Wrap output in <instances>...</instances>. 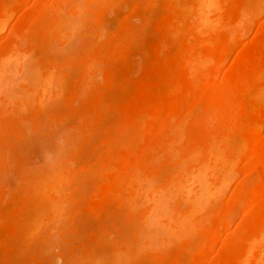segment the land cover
<instances>
[{"label":"bare ground","instance_id":"6f19581e","mask_svg":"<svg viewBox=\"0 0 264 264\" xmlns=\"http://www.w3.org/2000/svg\"><path fill=\"white\" fill-rule=\"evenodd\" d=\"M75 1L77 0H34V2H31V0H0V135L3 136V132L6 134L10 133L6 131H11V133L15 132L16 134L18 133V130L20 131V128L18 129L17 126L21 123H24L22 121H24L26 117L22 116L23 118L22 120V118L19 116L18 118L17 116L13 117L14 116L13 113L18 114L19 113L18 110L22 111L23 109H25L26 107L25 104L29 102L27 100L28 99L27 96H29L28 95L29 93L30 95L34 94L33 93L34 91L33 90L30 91L28 87L29 83H26L27 81L24 82L27 85L25 84V87H22V88L23 89L28 88L29 93L26 94L27 96H24V99L18 98L19 101H17L18 99L16 95L13 94L15 92L11 90L13 89L11 87L15 86L14 83L17 82V80L21 77L20 75L22 74L23 71H25L24 67L26 65H28V69L30 68L33 71L34 68H36L38 64L42 65V63H44L43 59H41L42 62L41 61L40 63L38 62L37 55L39 54V51H40L41 53L39 54V56L44 57V55L46 54V52L44 51L47 50L48 48H49L48 50H50L52 48V47L50 48V46H55V45H52L54 44L53 41L57 42L58 40L61 39V37L59 38L60 36L59 34L62 35V32H64V31L61 32L62 28H65L68 25V23H70L68 20H66L67 17L69 19L70 15H76L75 18H79L81 17V15H83L84 11H82L81 13L82 6L80 5L77 8L76 5L78 4L73 3ZM95 1L98 4L97 6L99 5L104 6V4H107V2L109 3L108 0H95ZM25 3H29L30 5L28 6ZM24 4L28 7L24 6L26 8L22 9L23 11L19 19H17L18 18L17 17L16 18L17 20L11 25V29L8 31V33L7 31L5 33V28L6 27L8 28L10 22L12 21L14 13L18 9H20L21 6H23ZM148 4L152 5L151 2H148ZM164 4H165L164 9L159 14L160 17H158L157 19L158 20L157 25L159 26V29L161 30L160 31L161 35L158 37L156 44H155L154 59L151 61L150 57H148L151 63H149L150 61L148 62L149 64L145 62L146 65L147 64L148 65L146 68L142 67L144 69V72L142 71L143 74L139 75L136 81H133L136 84L135 91L134 89L133 90L130 89L133 87H130L131 77H130L129 69H132L133 66L130 67L128 59H127L128 62L127 60L124 61L125 59L124 55L127 51L131 50L133 46L142 51V49L144 48V45L141 41L139 40L136 41L134 39L132 35V30H130L129 26L126 27L127 30L125 29L120 30V32L117 33L115 37L114 35L110 36L109 38L107 37L108 39L107 41L105 40L106 42L104 41L105 42L104 45L99 46V48L95 50V56H91L90 59L86 58L87 61L85 62L86 63L85 69L83 70L82 74L78 77L79 79L76 78L78 80L76 81L77 86L73 93L74 99H75L74 102L75 101L77 102L79 100L80 105H79V102L75 104L76 106H78L76 108H78L79 110H76L74 113L76 114V112L79 111L78 113L82 115L81 119L83 120V123L81 122L82 120L80 121V124L81 123L83 124V125L81 124L82 127H80L79 125V127L76 128V130L79 128H86L88 130V133H87V130H85L87 134L85 135L82 133L83 136L84 135L87 136L89 134V130H92L91 132L93 133L94 128H96V123L102 119L104 114L106 115L108 113L112 114L114 113L113 111L116 112V110L120 111L117 116H115L114 114L115 117H112L110 122H108L107 124V127H108L107 130L109 132V135L107 134V137H106L107 139L104 138L106 139L104 141L105 144H103L105 148H103L102 146L104 150L102 148H100L101 150H99V151H103V155L97 156V157H101V160L96 157L97 161L100 162V167H97L98 162H95L96 170L94 171L93 169V176L95 178L94 184L95 185L97 184V189L95 188L96 190H94V194L93 196H91L92 203H90L91 202L90 200H89L90 201L89 203L95 206L97 205V207H99L98 205L102 207L104 203L106 204L110 201H114V202L116 201V202L122 203L123 206L124 207L126 206V209L128 208L130 211L133 208H136L137 210L139 207L140 208L142 206L146 207L147 212H145L146 214L144 213V216H143L145 218H147L148 216L152 214H155V217L156 216L163 217V214H166V216L164 215L165 217L163 218L167 217L168 220L172 218L173 220V222L171 223L172 225L170 224V221L172 220H169V221L166 220L167 222L164 220L166 222L167 230L165 229L166 227H164L165 224L163 227L160 226L161 223L157 222L159 220L156 221L157 224L158 223L160 224L157 226V229L155 228L156 226L154 224H151V225H154V229H153L152 228L153 226L149 225L150 227H148V225L146 226L144 223L145 227H147L145 229H149V228H152V230L156 229L153 232L154 235L152 234L153 241L155 239L154 238L155 234L156 236L158 235L164 236L165 233H166L165 236L168 235L167 236L168 238L166 237L167 239L165 238L163 242H162V239H160L158 240L159 242L158 245L153 244V246L151 247L152 249L150 251L156 253L155 256L157 255L156 256L157 259L159 258L158 264H183L184 260L186 261L185 262L186 264H188V262L189 264H264V19L262 20V22H260L259 29L257 28L258 32H256L254 35L255 38H253L252 42L254 40L255 41L253 43L248 42V44H245V46H243L242 49L239 51L240 53H238L236 59H234V61L231 63V66L228 69L224 70V72L222 73L223 76L221 74L222 67L224 63L227 61L229 54L236 47L238 41L241 38H243L242 36L248 33L247 31L249 30V28H251V26L257 20V19L255 20V18L257 17L261 8L264 6V0H182L181 3H178V0H166ZM106 6H104V8L101 10L103 13H104L103 10L107 9L105 8ZM152 6L155 7V5H152ZM153 7H150L151 8L150 12L154 13L155 10L153 9L155 8ZM156 10H157V7H156ZM77 21L80 22L79 20ZM71 24L73 23L71 22ZM128 29L130 30V33ZM141 30H143L142 27H141ZM127 32L129 34H126ZM63 35L65 34L63 33ZM63 35H62V38H63ZM72 35H73V30H72ZM70 36L71 34L69 35V37ZM66 39L67 37L64 40L65 42H66ZM62 42L63 41H61L60 43ZM68 42L69 40L66 43ZM63 45H64V42H63ZM90 47L92 48V46ZM99 57L103 59L104 61L103 62L102 60H100V62L102 61L103 63H105V78H104L105 82L108 84V86L110 85V87L112 88V89L110 88L109 90L111 91L107 93L99 92L96 90V87H95L94 62H96L95 59ZM48 59L50 58L48 57ZM55 59H54V63L53 62L51 63L49 60H47L49 62L46 61L47 62L45 63L47 65L46 67H44L45 66L44 64L42 65L44 67V71H45V68L47 69L44 76L49 78L48 79L49 81H47L46 77H44L46 79L45 83H46V86L51 85V84L53 85V83H51V80H53L54 74L56 73L55 76L57 80L60 78L58 80L59 84L57 83V81L56 82L53 81V82L56 85L60 86L58 88L62 91L63 88L61 84L63 83L65 76H66L65 75L64 77H62V75L64 74L63 70L64 71H67V70L63 69L64 66L62 67L61 66L62 64L60 65L59 63H56ZM69 60L72 61L71 59ZM58 61L60 62V60H57V62ZM36 62H37V65H34L36 64ZM124 62L125 63L127 62L129 66L124 64ZM68 63H71V62H68ZM124 65L128 67L126 68L127 71L126 70L124 71L126 73L124 75L120 74V75H123V77L121 78L117 77L115 75L116 73L115 70L119 67H124ZM102 66L104 65L102 64ZM53 69L56 70V72L55 73L51 72V73H54L51 75L50 71H52ZM33 73L34 71L32 72V74ZM79 73H77V75ZM21 80H24V79L22 78ZM43 80L44 79H42V83L45 84ZM11 84L12 85L14 84V85L11 86ZM43 86L41 87V84L39 86V88L40 87L42 88L41 89L42 91L45 90L44 93L42 91H41L42 94L39 93L41 94V96L39 95L40 98L43 96V94L46 95L48 90H52L50 89L49 86H48L49 87L48 89L47 87L44 89L45 86L44 87ZM10 90L13 93H11ZM54 91L52 92L49 91V93L51 92L53 94H51L52 96H49L51 97V99L47 103L49 102L52 103L53 102L52 99L56 100L59 98V96H61L60 91H57V92H54ZM9 92L11 93V95H13L12 98ZM49 93L48 95H50ZM18 94L17 96L19 97L21 94L20 95ZM14 96L17 100H14ZM43 97H46V96H43ZM34 99L35 98L33 97L32 100ZM24 100H27L28 102L26 101L24 102ZM32 100L30 102L33 103L34 101ZM37 101H38L37 104L43 103V101L41 103V100L40 102L39 100ZM30 102L28 103V105L30 104ZM81 103L85 104L84 106H82L83 109L81 107L82 105ZM37 106L39 107V105ZM43 107L44 105H42V108ZM86 107H89L88 109H90L91 107L93 110L92 113L89 112V110H87ZM42 108L40 110H43ZM27 111L31 112L30 110H27ZM38 112L39 113L41 112L42 114V111L38 110ZM22 113L23 114L19 113L18 115L27 114L26 109L24 110V112L22 111ZM39 113H36L37 116H40ZM36 114H33V116H36ZM38 118L39 117H37L34 120L37 127H39L35 129L37 133H38V129L40 131V125H42L41 127L44 126L43 124H40V122L43 120L41 119L43 118L42 115L40 117L41 119L40 122L37 121V120H40ZM46 120L44 122H46ZM36 122H38L39 125ZM49 122H50V119H49ZM45 126H48V125H45ZM21 129L23 130V128ZM41 129H44V127ZM22 130L20 132V136L21 134H23ZM77 131L78 132L74 131L75 132L74 133L70 128L68 132L69 134L74 133L75 135L76 133L77 134L80 133L79 130ZM65 134H67V132ZM69 134L67 135V139L65 138L67 142L65 143V140H62L64 144H62L63 146L61 147V139H60V142H59L60 144H58V146L60 147L57 146L58 148L55 149V151L57 152L56 155L58 154V152H61V154L63 155L61 154L59 155H61L65 159L62 158L61 156H55L54 154H52L51 155L52 157L50 156L49 160H51L54 157L55 159L53 162L55 163L57 160L58 161L55 164L53 163L54 165H52V161H46V162H49L48 165L51 164V166L49 167H45L47 163L45 164V166L42 167V165L40 164L41 161H37L39 162L38 164H40L41 167H39L40 165L38 166V164H36V167L38 168L35 167L36 172L33 174L34 175L33 177H35L36 174L38 175H36L35 181H32L30 179L28 181L29 183L27 184V186L25 185L28 188H26L25 186L24 187L20 186L21 188L20 187L18 188V191L20 190L19 192L22 191L20 193V196L17 195L15 191L16 194L14 195L18 198L17 199L18 201L20 197V201L23 202L22 203L23 205L19 209H15V207H13L14 212L12 213V216L14 217L12 219L15 218L16 220L17 218V220L19 221L18 218H21V221H26L24 222V224L26 223V225L27 224L30 225L32 223V226L31 227L29 226L30 228L28 227L29 230H25V231L23 228H25L26 225L23 228L22 226L21 227L19 226L21 229H23L22 231L24 233L22 232L23 235L21 234V236H19V237H22V240H23V241L21 240L22 243L18 244V242L20 241V238L19 240L17 239L18 242L17 241L16 242L18 245L23 244V242H27L24 245H28L29 247V243L32 242V240L30 239L34 237L33 236L34 233H35V236H38L39 232L37 235L36 233L39 230L38 227H40V224L42 225L41 218H42L43 212L45 215V212L48 210V212L46 213V214L48 213L50 214V215L49 214L47 215V216H50L48 221L49 222H51L50 220L54 221L50 224L52 225V227L50 228V230L48 229L49 232L54 230V228L56 230L55 232H57L58 231L57 229L58 228L60 229L59 226H61L63 223L61 221L64 220V218L69 214L68 213L69 204L64 206L65 202L64 204H62L64 200L62 198L65 197V199H67L65 201H69V199L66 198V195L64 196V192L62 195V191H66L64 187H65V184H67L68 180H70L69 178L77 174L74 175V173L72 172L71 170L72 166L71 167L69 166L70 169L67 168L68 165L66 164H68L69 162L65 161L66 159H69L70 161L71 160L70 157H72L71 156L72 154L74 155L75 151L72 150L74 153L71 151L70 154L71 153L72 154L71 155L69 154L70 157H68L69 155L67 154V152L66 153L64 152V149H66L65 145L67 144L69 145V143L71 144L74 141L75 142L79 141L78 138L73 137V134H71V136H69ZM17 135H19V133ZM73 138L76 140L72 141ZM82 140L83 139H81V141ZM85 140H84V143L82 141L81 145L79 144V146L83 147L82 145L86 144ZM241 142L248 143L249 148H250V152L248 153V160H247L248 162L246 161L245 166H244L245 172L247 173V175H249L251 174V172L256 171L257 174L254 177L255 179H253V181L251 182L249 180L248 181L249 183L246 182L247 179L245 180L243 179L238 186L239 188H237L238 190H236L235 193H233L231 197L227 198V201H228L227 203L223 205L221 204L220 206V203L223 202L222 201L217 204L220 207V212L216 210V212H218L216 216L214 218L212 217V219L209 218L210 220H209L208 225L205 223L207 226L205 227V232L209 235L210 243L208 244V242L205 241L207 244L196 247L193 245V242H194L193 238H191L193 242L191 240H188L190 239V235H191L190 233L196 231V230H193L192 228V227H195L194 224L192 227H190L191 224L190 226L186 225V223L189 224L191 220L189 221L187 217H182L180 215L179 216L173 215V216H176L175 218H173L172 215L169 217L167 216L169 215L167 214L168 212L167 210L170 208V206H172L171 203L175 196V189H174L175 184L178 180H181L180 176H182L183 178L185 177L187 178V176H190L188 177L190 178V180H187L185 184L187 182L192 181L191 176H193L195 172H193L194 173L193 174L190 171L193 169V167L196 166V168H198L199 173L197 171L196 172L201 177L200 178L201 185H198V187L199 186L201 187L199 188L197 187L198 189L201 188L200 190L203 192L201 194V191L199 190V193L201 196L206 193L207 189L210 187L209 185L212 184V183L208 184V179L205 178L206 172L208 170H210L209 174L213 177V180H215L216 182L217 187L216 185L214 187H216V189L221 188L227 182L228 172L232 171V168L235 165L233 156L236 152H238V149L241 146ZM26 143H28V141ZM71 146H74V144H71ZM28 147H30V145ZM61 148H64L63 151ZM55 151L53 152L55 153ZM15 152L13 150L12 154H14ZM1 153L3 152L1 151ZM64 153L65 155L66 154L67 155L65 156ZM5 154L8 155L9 152L8 154L7 153ZM40 154L42 158L43 156L42 152ZM75 155L78 156L77 154ZM9 156L10 154L8 155V157ZM75 158L76 157L74 156V159ZM10 159H12V157ZM13 159H12V163L14 162ZM17 159H15L18 162L17 164L25 162V161L27 162L28 160L27 158L26 160L25 158H23L22 160V156H20V158L18 157ZM59 159L63 160L64 162L59 161ZM32 160H31V163H32ZM35 160L33 162H35ZM78 160L79 158L77 159V162ZM26 162L25 164H27V166L29 167L30 162L29 163H26ZM42 162H44V160ZM25 164L23 165L22 163L21 166H18V165L17 166L20 169L22 165L26 166ZM190 164L194 166H190L191 170L188 171L189 169L187 168L186 170V167ZM38 169L43 172L40 173ZM11 170L13 171V169ZM176 175H178L179 179L173 180ZM31 181L32 183L30 184ZM162 181L165 184H167V186H165L164 188H162V185H161ZM196 183L199 184L198 181ZM16 185H17V182H16ZM182 187H184L183 184H182ZM211 187H213V185H211ZM201 196L199 197L200 199H201ZM212 200H216V199L214 198ZM212 200L210 202H212ZM14 203L16 204V202ZM212 204L213 202L211 203V206ZM217 205L214 206L215 209L217 208ZM204 206L202 207L200 206L201 209L203 208L204 210L205 208ZM211 206L209 203V206L207 205L206 207L208 209V207H211ZM29 207L31 208L28 209ZM124 207H121V208L124 209ZM200 207L197 204H196V207L193 206V204L192 206L190 205L189 211H187V214L184 213L186 214L184 216H187L188 213L190 215L191 213L194 215V213L199 212L200 215L195 214L196 217H194L193 219L194 223L196 224L197 220H202V213L205 211V210L204 211L201 210ZM207 209L206 211H208ZM237 210L241 211L242 215L240 214L241 216L239 218L241 219L238 221L237 227L236 225H234L235 228L232 227L233 228L232 230V228L230 229V227L232 226L231 223L232 222L234 223V221L232 220L235 218L234 215L236 216ZM65 211H67L68 214ZM201 211L203 212L201 213ZM133 212L134 211H132L131 214H133ZM234 212L236 213L233 216H231L230 214L231 213L233 214ZM30 213L31 215L34 213L37 215L36 216L34 215V217L32 215L31 217ZM123 213L125 214V212ZM169 213H171V211ZM29 215L31 217V220L30 218H28ZM40 216L41 218H39ZM133 216L134 214L132 215V217ZM132 217L130 216V219ZM231 217H232V220H231ZM185 218L187 219L186 222H184ZM147 219L149 220V218ZM152 219L151 221L155 222ZM28 220L32 222L30 221L28 222ZM65 220L64 222H66ZM33 221H34V225H33ZM43 222L46 223V221L44 220ZM140 222L141 221H139L138 224ZM141 223L143 225V222ZM148 223L146 222V224ZM11 225H12L11 226L12 230L16 229V227L18 226L16 224L17 226L15 227V224L13 225V223ZM159 226L162 228H160ZM184 226H186L185 227L186 229H183ZM19 227H17V230L19 229ZM139 227H142V226H139ZM158 228L162 230L158 232L160 233L162 232L164 234L162 233L157 234L156 231L158 230ZM191 228H192V231L191 230L188 231ZM21 229L19 230L21 231ZM45 229L43 230L40 229L39 231L41 232L42 230L43 232L44 231L47 232V230ZM221 229L223 230V232L225 230L228 231L226 233L227 236L225 235V233L222 234ZM17 230H16V234L18 233L20 234L21 232L18 231L17 233ZM101 230H98V231H100L102 235L100 234L101 236H98L99 234H97L96 237L104 238L103 240L104 241L106 240L108 243V240H110V238L108 239L106 237L108 235L106 236L103 235V231ZM150 230L151 229H149V231ZM168 231H170V233H168ZM187 231L190 232L188 233L190 234L189 237H188ZM132 232H126L125 235L128 233L131 234ZM51 233L49 234L45 233L47 235H44L45 237L42 236V239L45 238L44 240L47 241V239H50V237L52 238L53 235L51 236L50 235ZM180 234L181 235L184 234V236L185 234H187L186 236L188 238L186 237L185 239H183L184 236H177ZM94 235L93 237H95ZM148 235H145V236H147L148 238ZM138 236L140 235L138 234ZM141 236H144V235L141 234ZM163 236H161V238ZM173 237L175 241L176 239L179 240L180 237H182L181 241L182 240L183 241L182 242L177 241L175 243L177 244L178 242H180L181 244L176 245V248H178L177 249L178 252L171 255L172 252L170 251V248L168 245L169 243H171L169 241L173 240L171 239ZM144 238H142L139 243L136 241L139 245L138 248L139 247L141 248V250H138L136 249L137 245L134 249V244L132 243V241H130L132 237H128L129 241L133 244V248L131 246L133 250L129 251L127 247L128 244H126L127 246H124V247L122 245L124 244V242L126 243H130V242L126 239V237L122 236L121 240L117 244L118 246H120L121 244L122 245L120 246V249L119 247L117 248L118 251L115 250L118 254H116L115 252L116 255L115 257H113V259H119V263L121 260L124 262L125 261L127 262V261H130V259H136L138 256L137 254L140 251H143L144 249H146L147 245H151V243L153 242V241H150L151 242L150 243L149 241H147L148 244L146 245V247L142 249L143 246L141 247L140 244H143L141 242ZM150 238L151 237H149L148 239ZM36 239L37 238H35V240ZM97 240L99 242V239ZM103 240L100 239V241H103ZM51 241L52 240L50 241L48 240V242H51ZM94 241H96V238L94 239ZM219 241H222L221 242L222 244L220 246H217L218 248H216V243H218ZM103 242H101V245H100L101 247H102ZM109 242L111 243V240ZM155 242L156 241H154V243ZM96 243L97 242H95V244ZM99 244L100 243H98L97 245ZM145 244L146 242L144 243V246ZM18 245H17V249H18ZM24 245L19 246V247L22 249ZM121 247L123 248L121 249ZM94 249L97 250L96 248ZM22 250L23 251L25 250L24 247ZM22 250H20V253ZM101 250H100V255H99L100 256L99 258L101 260L99 259V262L100 263L102 262V264H105L107 262L105 260H108L109 258L103 259L101 257ZM190 250H192V252H189L188 254L187 252ZM92 251H93V247H92ZM17 253H19L18 250H17ZM96 253L98 254L97 251ZM105 254L106 253H103V255ZM182 254L186 256L190 255V259L188 260V258L186 257V259L183 260ZM118 255L123 257V259L121 257L117 258ZM34 256L36 255L34 254ZM88 257H89V254H88ZM102 259L105 263H103ZM114 261L112 260V262Z\"/></svg>","mask_w":264,"mask_h":264},{"label":"rangeland","instance_id":"374dc122","mask_svg":"<svg viewBox=\"0 0 264 264\" xmlns=\"http://www.w3.org/2000/svg\"><path fill=\"white\" fill-rule=\"evenodd\" d=\"M109 1V3L107 2V4H104V6H106L105 8H107V9H105V10H103L104 11V13L101 11L103 8H104V6H97L98 4L96 3V1L95 0H77V1H75V2H73V3H76V4H78V5H76L77 6V8L81 5L82 7V10H81V13H82V11H84V13H83V15H81V17H79V18H75L76 17V15H70V18L68 19V17H67V19L66 20H68L70 23H68V25L65 27V28H62V30H61V32L62 31H64V32H62V35H63V33L66 35H63V38H62V35L61 34H59L60 36H59V38L61 37V39L60 40H58L57 42L56 41H53L54 42V44H52V45H55V46H50V50H45L44 52H46V54H47V56H46V54L44 55V57L43 56H39V54L41 53L40 51H39V54L38 53H36V54H38L37 55V60H38V62L40 63V61H41V59H43L44 61V63H42V65L44 64L45 66L44 67H46L47 65L45 64V63H47V62H53L54 63V59H55V62L56 63H59L62 67H63V69H66L67 71H64L63 70V75H62V77H64L65 75V79H64V81H63V83L61 84L62 85V91L58 88V87H60V86H58V85H56L53 81H57V83L59 84V79L57 80V78H56V76H55V72H56V70H52V71H50V73L51 72H54V73H51V75L52 74H54V78H53V80H51V78H50V80H51V83H53V85L51 84V85H48L49 87H50V89H52V90H48V92H47V94L46 95H44L43 94V96H46V97H41L40 98V96H41V94H42V92L44 93V89L47 87V89L49 88L48 86H46V79H47V81H49L48 79L49 78H47L46 76H44V74H45V72H46V68H45V71H44V67L41 65V64H38L37 65V62H36V64H34V65H37V67L36 68H34V73H36V74H32V70L29 68L28 69V65H26L27 66V68H26V66L24 67V70L25 71H23L22 72V74L20 75L21 77L17 80V82H15L14 84H15V86L14 87H11V88H13V89H11L12 91H14L15 93H13V92H11V90H10V92L11 93H13L14 95H16V97H17V99L19 98V99H24V96H27L26 94H28L29 92V89H30V91L31 90H33L34 92V94H32V95H30V93L28 94L29 96H27L28 97V101L30 102L32 99H33V97L35 98L34 100H32V101H34L33 103L32 102H30V104L28 105V101L27 100H24V102L26 101V102H28V103H26L25 104V106L26 107H28V108H26L25 107V109H26V113L27 114H25V115H18L19 113L20 114H23L22 113V111L24 112V110L25 109H23L22 111L21 110H18L19 111V113L18 114H15V113H13V117H15V116H17V118H18V116L19 117H21L22 118V116L23 117H26L25 118V120L24 121H22L23 120V118H22V122H24V123H21V124H17L18 126H17V128L19 129L20 128V131L18 130V133H19V135H17L15 132H12L11 133V131H6V132H10V133H4L3 132V136L2 135H0V150L3 152V153H1V151H0V264H102V262L100 263L99 262V255H100V250H101V257L103 258V259H107V258H109L108 260H105V261H107L106 263L103 261V259H102V261H103V263H105V264H116L117 263V261H118V263L117 264H121L122 262V264H124L125 262L124 261H120V263H119V259H113V257H115V255L116 254H118L116 251H118V247H119V249H120V246L122 245H120V246H118L117 244L119 243V241L121 240V238H122V236L123 237H126V239L129 241V239H128V237H132V239L130 240V241H132V243L134 244V249H135V247H136V245H137V248L136 249H138V250H141V248L139 247L138 248V243L141 241V239L142 238H144V236L145 235H148V234H150V235H154V231L157 229V226L158 225H160L159 223H161V225L160 226H164V224H165V226L164 227H166V222L167 221H169V220H172V218L171 219H169L168 220V218L166 217V218H163V217H165L166 216V214H163V217H155V214H152V215H150V216H148L147 218H149V220L147 219V218H145V217H143L144 216V213L145 212H147V208L146 207H139L137 210H136V208H133L131 211L127 208L126 209V206L124 207L123 206V204L122 203H120V202H114V201H110V202H108V203H104V205L102 206V207H100V205H98L99 207H97V205L95 206V205H92V204H90V203H92V198H91V196H93V194H94V190H96L97 189V184L95 185L94 183H95V178H94V176H93V169H94V171L96 170V165H95V162H98L97 161V158H99L100 160H101V157H97V156H101V155H103V151H99V150H101L100 148H102V146H103V148H105V146L103 145V144H105L104 143V141L107 139L106 137H107V134L109 135V132H108V130H107V124H108V122H110V120L112 119V117H115V116H117L118 114H119V110H116V112L115 111H113L114 113H112V114H104V116L102 117V119L99 121V122H97L96 123V128H94V131H93V133L91 132L92 130H89V134L87 135V136H85L87 133H88V130L86 129V128H79V129H77V130H79V132L80 133H76L75 135L77 136H75L74 135V133L75 132H78L77 130H76V128H78L79 127V125H80V127H82V123H83V120L81 119L82 118V115H80L78 112H76V114L74 113L76 110H79L78 108H76V107H78V106H76L75 104L77 103V102H79V100L76 102H74V90H75V88H76V86H77V80L79 79L78 77L82 74V72H83V70L85 69V66H86V61H87V59L86 58H91V56H95V50L97 49V48H99V46H103L104 45V43L107 41V39L110 37V36H112V35H114V37H115V35L117 34V33H119L120 32V30H123V29H125V30H127L126 29V27L127 26H129L130 27V30H132V35H133V37H134V39L137 41V40H139V41H141L142 43H143V45H144V48L142 49V51L141 50H139V49H137V48H135L134 46H133V48H131V50H129V51H127L126 53H125V55H127V56H125L124 55V61H126L127 59L129 60V65H130V67H132V69H129V71H130V77H131V84H130V87H133V88H130L131 90H133L134 89V91L136 90V84H135V82H133V81H136L137 79H138V77H139V75H141V74H143V72H144V67L146 68L147 67V65L149 64V63H151V61L154 59V49H155V44H156V41H157V39H158V37L161 35V30L159 29V26L157 25L158 24V17H160L159 16V14L163 11V9H164V3L166 2V0H108ZM131 1V2H130ZM154 1V2H153ZM162 1V2H161ZM181 1L182 0H178V3H181ZM31 2H34V0H31ZM31 2H30V4H31ZM78 2V3H77ZM80 2V3H79ZM111 2V3H110ZM114 2V3H113ZM148 2H151V4L152 5H155V7H153L152 5H149L148 4ZM116 3V4H115ZM147 3V4H146ZM154 3V4H153ZM156 3V4H155ZM25 4H27L28 6L30 5L29 3H25ZM23 5V6H21V8L20 9H18L15 13H14V15H13V18H12V21L10 22V24H9V26H8V28L6 27L5 28V33H6V31H7V33H8V31L11 29V25L17 20V19H19V17H20V15H21V13H22V9H24V8H26V7H28V6H26V5ZM91 4V5H90ZM162 4V5H161ZM73 5H75V4H73ZM85 6V8H84V6ZM87 5V6H86ZM89 5V6H88ZM96 7H95V6ZM109 5V6H108ZM113 5V6H112ZM144 5H145V7H144ZM149 5V6H148ZM24 6H26V7H24ZM130 6V7H129ZM159 6V7H158ZM97 7H98V9H97ZM115 7V8H114ZM121 7V8H120ZM150 7H153V8H155V9H153V10H155V12L153 13V12H150L151 11V8ZM156 7H157V10H156ZM137 8V9H136ZM84 9V10H83ZM123 9V10H122ZM150 9V10H149ZM149 11V12H148ZM106 13V14H105ZM87 14V15H86ZM154 14V15H153ZM79 15V14H78ZM85 15V16H84ZM103 15V16H102ZM83 16V17H82ZM93 16V17H92ZM263 18H262V17ZM18 17V18H17ZM78 17V16H77ZM154 17H156V18H154ZM17 18V19H16ZM105 19V20H104ZM131 19V20H130ZM257 19V20H256ZM264 19V6L261 8V10L259 11V13H258V15H257V17L255 18V22H254V24L251 26V28H249V30L247 31L248 33L245 35L244 34V36H242L243 38H241L239 41H238V43H237V45H236V47L233 49V51L229 54V56H228V58H227V61L224 63V65H223V67H222V72H221V74L224 72V70H226V69H228L230 66H231V63L234 61V59H236V57H237V55H238V53H240L239 51L242 49V47L243 46H245V44H248V42L249 43H253L252 42V40H253V38H255L254 37V35H255V33L256 32H258V29H259V24H260V22H262V20ZM77 20H79L80 22H78ZM85 20V21H84ZM114 20V21H113ZM124 20H125V22H124ZM84 21V22H83ZM71 22L73 23V24H71ZM110 22V23H109ZM77 25H76V24ZM125 23V24H124ZM128 23V24H127ZM75 24V25H74ZM117 24V25H116ZM64 25H65V23H64ZM63 25V26H64ZM74 27H73V26ZM84 25V26H83ZM124 26H125V28H124ZM77 27V28H76ZM102 27V28H101ZM118 27V28H117ZM128 27V28H129ZM141 27H142V29L143 30H141ZM120 28V29H119ZM134 28V29H133ZM258 28V29H257ZM110 29V30H109ZM118 29V30H117ZM256 29H257V31H256ZM72 30H73V35H72ZM130 30L128 29V31H129V33H130ZM135 30H136V32H135ZM71 31V32H70ZM78 31V32H77ZM142 31V32H141ZM146 31V32H145ZM71 34V36L69 37V33ZM93 32H94V34H93ZM104 32V33H103ZM116 32V33H115ZM144 32V33H143ZM76 33V34H75ZM101 33H102V35H101ZM128 32L126 33V34H129ZM150 33V34H149ZM147 34H149V35H147ZM155 34H157V35H155ZM99 35H100V37H99ZM74 36V37H73ZM91 36H93V37H91ZM67 37V39H66V42L69 40V42L68 43H66L64 40H65V38ZM73 37V38H72ZM104 37H105V39H104ZM108 37V38H107ZM245 37V38H244ZM250 37V38H249ZM243 39V40H242ZM248 39V40H247ZM97 40V41H96ZM106 40V41H105ZM134 40V41H135ZM61 41H63L64 42V45H63V42L62 43H60ZM96 41V42H95ZM105 41V42H104ZM251 41V42H250ZM56 43H57V45H56ZM94 43V44H93ZM101 44V45H100ZM153 44V45H152ZM66 45V46H65ZM89 45V46H88ZM94 45H96V46H94ZM61 47V48H59V47ZM62 46H63V48H62ZM90 46H92V48L90 47ZM69 47V48H68ZM53 48H55V49H53ZM95 48V49H94ZM58 49V50H57ZM91 49H92V51H91ZM89 52H88V51ZM49 51V52H48ZM57 51V52H56ZM131 51V52H130ZM38 52V51H37ZM59 55H58V54ZM65 54V55H64ZM72 55V56H71ZM129 55V56H128ZM87 56V57H86ZM146 56V57H145ZM152 56H153V58H152ZM48 57L50 58V59H48ZM127 57V58H126ZM148 57H150V60H149V58ZM65 58V59H64ZM100 58V57H99ZM99 58H97V59H95V61L96 62H94V78H95V87H96V90L97 91H99V92H110L111 90H109L111 87H110V85L108 86V84L105 82V63H103L104 61H103V59H99ZM146 58H147V60H146ZM36 59V58H35ZM52 59V60H51ZM69 59H71L72 61H70ZM88 59V60H89ZM36 60V61H37ZM47 60H49V61H47ZM57 60H60V62L58 61L57 62ZM100 60H102L101 62H100ZM128 60H127V62H128ZM47 61V62H46ZM66 61V62H65ZM97 61H98V63H97ZM130 61H131V63H130ZM150 61V62H149ZM33 62V61H32ZM42 62V61H41ZM68 62H71V63H68ZM125 63L124 62V64H126V65H128V63ZM145 62H149L147 65H146V63ZM97 63V64H96ZM138 63V64H137ZM143 63H145V64H143ZM58 64V65H59ZM71 64V65H70ZM83 64V65H82ZM101 66H100V65ZM102 64L104 65V66H102ZM131 64H133V65H131ZM67 65V66H66ZM70 65V66H69ZM128 65V66H129ZM145 65V66H144ZM227 65V66H226ZM65 66H66V68H65ZM69 66V67H68ZM72 66V67H71ZM78 66V67H77ZM84 66V67H83ZM102 67V68H101ZM129 67V68H130ZM143 67V68H142ZM225 67V68H224ZM68 68V69H67ZM126 68H128L127 66H125L124 65V67H119V68H117L116 70H115V75L117 76V77H123V75L126 73V72H124L125 70H126ZM33 69V68H32ZM99 69H101V70H99ZM143 69V70H142ZM31 70V71H30ZM42 70V71H41ZM123 70V71H122ZM141 70V71H140ZM30 71V72H29ZM80 73H79V72ZM127 71V70H126ZM143 71V72H142ZM67 72V73H66ZM27 73V74H26ZM77 73H79L78 75H77ZM32 74V75H31ZM120 74H123V75H120ZM50 75V74H49ZM67 75H68V77H67ZM48 76V75H47ZM222 76H223V74H222ZM32 77V78H31ZM37 77V78H36ZM44 77H46V79L44 78ZM49 77V76H48ZM51 77V76H50ZM24 79V80H21V79ZM76 78H78V79H76ZM42 79H44L43 80V82L45 83V84H43L42 83ZM13 80V79H12ZM37 80V81H36ZM19 81V82H18ZM23 81V82H22ZM27 81V82H26ZM67 81V82H66ZM24 82H26V83H29L28 84V87H29V89L28 88H22V87H25V84L26 83H24ZM33 82V83H32ZM32 83V84H31ZM13 84V85H14ZM38 84V85H37ZM40 84H41V87L43 86L44 87V91H42L41 89V87L39 88V86H40ZM48 84V83H47ZM49 84H50V82H49ZM107 84V85H106ZM12 84H11V86H13ZM27 85V84H26ZM55 85V86H54ZM134 85V86H133ZM34 86V87H33ZM36 86V87H35ZM27 87V86H26ZM32 88H34V89H32ZM105 88V89H104ZM55 91H54V90ZM58 89V90H57ZM105 91H104V90ZM112 89V88H111ZM114 89H116V88H114ZM21 90V91H20ZM42 91V92H41ZM49 91H54V92H57V91H60V93H61V96H59V100L58 99H56V100H58V101H56L55 99H52L53 100V102L52 103H47L48 101H50V99H51V97H49V96H52L51 94H53V93H49ZM115 91V90H114ZM9 92V94H10V96H11V98H12V96L13 95H11V93ZM20 93V94H18V93ZM133 92V91H132ZM39 93H41V94H39ZM48 93L50 94V95H48ZM17 94L18 95H20L19 97L17 96ZM22 95H23V97H22ZM40 95V96H39ZM48 96V97H47ZM32 97V98H31ZM84 97V96H83ZM26 98V97H25ZM31 98V99H30ZM45 98H47V99H45ZM53 98V97H52ZM16 98H15V96H14V100H17ZM19 99L17 100V101H19ZM37 100H39V102H40V100H41V103H42V101H43V103L42 104H37L38 103V101ZM16 101V102H17ZM22 101V100H21ZM44 102H45V104H44ZM82 105H81V107L82 106H84L85 104H83V103H81ZM37 105H39V107L37 106ZM41 105V106H40ZM42 105H44V107L42 108ZM75 105V106H74ZM79 105H80V102H79ZM31 109H30V108ZM38 109H37V108ZM43 109V110H40L41 108ZM76 108V109H75ZM89 107H86V109L87 110H89V112H91L92 113V108L90 107V109H88ZM53 109V110H52ZM82 109H83V107H82ZM81 109V110H82ZM27 110H30L31 112H28ZM37 112H36V111ZM38 110L39 111H42V114H41V112L39 113L38 112ZM39 113L40 114V116H37V114L36 113ZM70 112V113H69ZM78 113V114H77ZM33 114H36V116L37 117H39L38 119H40V117H41V115H42V117L43 118H41V119H43L42 121H41V119L40 120H37V121H41L40 122V124H43L44 126V129H41V128H43V127H41L42 125H40V131H39V129H38V133L36 132V130L35 129H37V128H39V127H37V125L35 124V122H34V120L37 118L36 116H33ZM43 114H44V116H43ZM114 114H115V116H114ZM30 115H32V116H30ZM12 116V115H11ZM28 116V117H27ZM48 116H50V117H48ZM34 117H36V118H34ZM46 117H48V118H46ZM66 117V118H65ZM16 118V119H17ZM105 118V119H104ZM47 119V120H46ZM49 119H50V122H49ZM46 120V122H44ZM82 120V121H81ZM80 121L82 122L81 124H80ZM17 122V121H16ZM18 122H19V120H18ZM52 122V123H51ZM37 124H38V122H36ZM57 123V124H56ZM76 124V125H74V124ZM22 124H24V125H22ZM35 127H34V126ZM39 125V124H38ZM45 125H48V126H45ZM56 125V126H55ZM64 125V126H63ZM16 126V125H15ZM22 126V127H21ZM51 126V127H50ZM75 126V127H74ZM24 127H25V129H24ZM55 127V128H54ZM74 127V128H73ZM21 128H23V130H24V132H23V130L21 129ZM50 128V129H49ZM70 128H71V130L74 132V133H71V134H73V137L74 138H78L79 139V141H77V142H75L74 140H76V139H74L73 138V140L72 141H74L73 143H71V144H74V146H71V144L69 143V145H68V147H67V145H65L66 146V149H67V151H66V149H64L65 148V146H64V148H61L62 149V151H63V149H64V152L66 153L67 152V154L69 155L70 154V152L73 150V151H75V153H74V155L72 154H70L72 157H70V155L68 156V157H70V159L72 160H70L69 161V159H66L65 161H68L67 163L68 164H66V165H68V167L67 168H69L70 169V167H71V170H72V172L74 173V175L75 174H77V175H75V176H73V177H70L69 179L70 180H68V182H67V184H65V190L66 191H62V195H63V192H64V196L66 195V198H68L69 199V201H65V200H67V199H65V197L64 198H62V199H64L63 200V202H62V204H64V202H65V204H64V206L65 205H68V213H67V211H65L68 215V217L66 218H64V220L65 219H67V220H65L66 222H64V220H62L61 222H63L62 223V225L61 226H59L60 227V229L58 228V226H57V232H55L56 230H55V228H54V230H52V231H50L49 232V230H50V228L52 227V225H50L52 222H54L53 220H50L51 222H49L48 221V219H49V217L50 216H47L48 214H46L47 212H48V210L45 212V215H44V212H43V215H42V218H41V216L39 217V218H41L42 219V225L40 224V227H38L39 228V230L40 229H45V230H47V232L46 231H42L41 230V232L38 230L37 231V233H36V235L38 234V232H39V234H38V236H35V233H34V237H32V239H30V240H32V242H30L29 243V247H28V245H24V244H26L27 242H23V244H21V245H18V244H20V243H22V237H19V236H21V234H22V230L24 229V231L25 230H29V228L32 226V223L29 225V224H27L26 225V223L24 224V222H26V221H21V218H18L19 219V221L21 222H19L18 220H17V218H16V220L20 223H18L16 220H15V218L14 219H12L14 216H12V213L14 212V208L13 207H15V209H19V208H21L22 207V203L23 202H21L20 201V193L22 192H19L18 191V188L20 187V186H22V187H24L25 185L27 186V184L29 183L28 181L31 179L32 181H35V179H36V175H38V174H36L35 175V177H33L34 175V173L36 172V170H35V167H36V164H38L39 162H37V161H41L40 162V164L42 165V167L43 166H45V164L47 163V165L45 166V167H49V166H51V164L50 165H48L49 164V162H46V161H52V165H54L55 163L53 162L54 161V157L51 159V160H49L50 159V156L52 155V154H54L55 156H61V155H63V154H61V152H58V154L56 155V151H55V149L56 148H58V147H60V146H58V144H60L59 142H60V139H61V147L63 146L62 144H64L63 142H62V140H65V143L67 142V135L69 134V130H70ZM64 129V130H63ZM74 129V130H73ZM21 130H22V133L23 134H21V136H20V132H21ZM34 130V131H33ZM60 130V131H59ZM84 130V131H83ZM85 130H87V133H86V131ZM49 131V132H48ZM17 132V131H16ZM28 132V133H27ZM33 132V133H32ZM41 132V133H40ZM47 132V133H46ZM67 132V134H65ZM71 132V131H70ZM91 132V133H90ZM32 133V134H31ZM58 133V134H57ZM85 134L84 136H83V134ZM31 134V135H30ZM35 134V135H34ZM38 134V135H37ZM71 134H69V136H71ZM24 135H25V137H24ZM63 137H62V136ZM8 136V137H7ZM62 137V138H60V137ZM83 136V137H82ZM40 137V138H39ZM82 137V138H81ZM85 137H87V138H85ZM48 138V139H47ZM54 138V139H53ZM66 138V139H65ZM69 138V137H68ZM90 138V139H89ZM94 140H93V139ZM104 138H106V139H104ZM71 139V138H70ZM77 139V140H78ZM81 139H83L82 141H83V143H84V140H85V142H86V144L85 145H82L83 147H81V146H79V144L81 145V143H82V141H81ZM88 139V140H87ZM92 139V140H91ZM22 140V141H21ZM33 140V141H32ZM41 140V141H40ZM11 141V142H10ZM28 141V143H26ZM56 141V142H55ZM57 141H58V143H57ZM71 141V140H70ZM71 141V142H72ZM51 142V143H50ZM53 142V143H52ZM96 144H95V143ZM21 143V144H20ZM77 143V144H76ZM90 143V144H89ZM14 144H16V145H14ZM25 144V145H24ZM54 144V145H53ZM30 145V147L32 148H30V147H28ZM34 145V146H33ZM91 145V146H90ZM16 146V147H15ZM58 146V147H57ZM7 147V148H6ZM9 147V148H8ZM46 149H45V148ZM79 147V148H78ZM11 148V149H10ZM13 148V149H12ZM102 148V149H103ZM60 149V148H59ZM11 150V151H10ZM13 150H14V154H12L13 153ZM21 150V151H20ZM27 150V151H26ZM91 150V151H90ZM94 150V151H93ZM104 150V149H103ZM32 151V152H31ZM40 151V152H39ZM52 151V152H51ZM53 151H55V153L53 152ZM57 151H59V150H57ZM61 151V150H60ZM8 152H9V154H10V156L12 157V159L13 158H15V157H19L20 158V156H22V160H23V158H25V160H26V158L28 159L27 160V162L26 163H29L28 165H29V167L27 166V164H25V162H22L23 163V165L25 164L26 166H23L22 165V167H20V169L18 168V166H21V164L22 163H19V164H17L18 162H17V158H15V159H17V160H15V159H13V163H12V159H10L11 157L9 156L8 157ZM26 154H25V153ZM42 152V158H41V153ZM69 152V153H68ZM80 153V154H78V153ZM250 152V148H249V145H248V143H246V142H241V146L239 147V149H238V152H236L235 154H234V156H233V158H234V161H235V165H234V167L232 168V171H230V172H228V179H227V182L221 187V188H218V189H216V187H217V185H216V182H215V180H213V177L209 174V171L210 170H208L207 172H206V177L205 178H207L208 179V184H210V183H212V184H210L209 186L211 187V185H213V187H211V188H215L214 190L213 189H211L210 187L207 189V191H206V193L204 194V195H200V193H199V190L201 189H198L199 187H201V186H199L198 187V185H201L200 184V176H199V172H198V168H196V166L195 167H193V169L191 170V167L190 166H194V165H188L187 167H186V170H187V168L189 169L188 171H190L191 173H193V172H195V174H196V176H195V174L193 175V176H191L192 177V181H190V182H187L186 184H185V182L187 181V180H190V178H188V177H190V176H187V175H185V176H187V178L185 177V178H183L182 176H180V179L181 180H178L177 182H176V184H175V196H174V199H173V201H172V203H171V205L172 206H170V208L166 211L167 212V214H169V215H167L168 217L169 216H171L172 215V217L173 218H175L176 216H173V215H177V216H182V217H187L188 218V220L190 221L191 220V222L189 223L188 221V223L189 224H187L186 223V225H188V226H190V224H191V226L190 227H192L193 226V224H194V226L195 227H192L193 228V230H196V231H194V232H192V233H190V232H188V231H192V228L191 229H189L188 231H187V234L188 233H190V234H188V237H189V235H190V239H188V240H191V238H193L194 239V242H193V240H191L192 242H193V245L194 246H196V247H198V246H203L204 244H207L206 242H208V244L210 243V238H209V235L205 232V227H207L206 226V224L208 225L209 224V220L210 219H212V217L214 218L215 216H216V214L218 213V212H220V207L217 205L218 203H220V202H222V203H220V206H221V204L223 205V204H225V203H227L228 201H227V198L228 197H231L232 195H233V193H235V191L236 190H238L237 188H239L238 186H239V184H240V182L244 179H247V183H249L248 181L250 180V182L251 181H253V179H255L254 177L256 176V174H257V172L256 171H254V172H251V174H249V175H247V173L245 172V169H244V166H245V163H246V161L248 160V153ZM5 153H7L8 155H6ZM27 153H28V155H27ZM30 153H31V155H30ZM44 153H45V155H44ZM63 153V152H62ZM65 153H64V155H65ZM5 154V155H4ZM16 154V155H15ZM59 154H61V155H59ZM66 154V155H67ZM75 154H77L78 156H76ZM15 155V156H14ZM53 155V156H54ZM65 155V156H66ZM34 156V157H33ZM74 156L76 157L75 159H74ZM82 156V157H81ZM33 157V158H32ZM52 157V156H51ZM62 157V156H61ZM85 157V158H84ZM90 157V158H89ZM97 157V158H96ZM9 158V159H8ZM60 158V157H59ZM62 158H64V157H62ZM79 158V160H78V162H77V159ZM89 158V159H88ZM4 159H6V160H4ZM33 159V160H32ZM36 159V160H35ZM65 159V158H64ZM74 159V160H73ZM21 160V159H20ZM31 160H32V163H31ZM35 160V162H33ZM44 160V162H42ZM99 160V161H100ZM4 161V162H3ZM59 161H62V162H64L63 160H60L59 159ZM73 163V162H75V163H73V164H71V163ZM83 162V163H82ZM248 162V161H247ZM5 163V164H4ZM8 163V164H7ZM34 163H35V165H34ZM51 163V162H50ZM54 163V164H53ZM66 163V162H65ZM78 163H80V164H78ZM10 164V165H9ZM40 164H38V166L40 165ZM70 164V165H69ZM76 164V165H75ZM4 165V166H3ZM12 165H14V166H12ZM18 165V166H17ZM41 165L39 166V167H41ZM74 165V166H73ZM99 165V166H98ZM13 168H12V167ZM70 166V167H69ZM7 167V168H6ZM8 167H9V169H8ZM14 167H16L17 169H18V171H17V169L16 168H14ZM24 167V168H23ZM26 167V168H25ZM45 167H44V169H45ZM93 167V168H92ZM97 167H100V162H98L97 163ZM36 168H38V167H36ZM76 170H75V169ZM196 168V169H195ZM11 169H13V171L11 170ZM16 171H15V170ZM42 169V168H41ZM99 169V168H98ZM97 169V170H98ZM11 170V171H10ZM39 170V169H38ZM43 170V169H42ZM48 170V169H47ZM31 171V172H30ZM197 171V172H196ZM39 172L41 173V172H43V171H41V170H39ZM97 172V171H96ZM187 172V171H186ZM32 173V174H31ZM39 173V174H40ZM87 173V174H86ZM95 173V172H94ZM211 173V172H210ZM3 174V175H2ZM85 174V175H84ZM92 174V175H91ZM209 174V175H208ZM87 175V176H86ZM95 175V174H94ZM188 175H190V174H188ZM192 175V174H191ZM198 175V176H197ZM32 177H33V179H32ZM193 177H194V179H193ZM199 177V178H198ZM18 178V179H17ZM2 179V180H1ZM4 179V180H3ZM21 179V180H20ZM26 179V180H25ZM177 179H179V177H178V175H176L175 177H174V179L173 180H177ZM16 180V181H15ZM19 180V181H18ZM22 180H23V182H22ZM196 180V181H195ZM4 181V182H3ZM14 181V182H13ZM32 181L30 182V184L32 183ZM199 182V184L198 183H196V182ZM215 182V184H214V182ZM16 182H17V185H16ZM20 182V183H19ZM27 182V183H26ZM6 183V184H5ZM26 183V184H25ZM9 184V185H8ZM29 184V185H30ZM83 184V185H82ZM182 184H183V186L184 187H182ZM66 185H67V187H66ZM161 185H162V188H164L165 186H167V184H165L163 181L161 182ZM187 185V186H186ZM216 185V187H214ZM25 186V187H26ZM9 187V188H8ZM11 187V188H10ZM87 187V188H86ZM198 187V188H197ZM21 188V187H20ZM26 188H28V187H26ZM96 188V189H95ZM15 189V190H14ZM24 189V188H23ZM64 190V189H63ZM15 191H16V193H17V195H19L18 197H19V201L17 200L18 198L14 195V194H16L15 193ZM89 191V192H88ZM189 191V192H188ZM201 191V190H200ZM68 194H67V193ZM188 192V193H187ZM212 192H213V194H212ZM3 193V194H2ZM91 193V194H90ZM199 193V194H198ZM203 192L201 191V194H202ZM69 194H70V196L71 195H73V196H69ZM76 194H78V195H76ZM225 194V195H224ZM10 195V196H9ZM61 195V196H62ZM201 196V199L199 198L200 196ZM3 196V197H2ZM8 196V197H7ZM70 198H69V197ZM197 196V197H196ZM199 196V197H198ZM11 197V198H10ZM73 197V198H72ZM212 197H214L216 200H212V199H214V198H212ZM217 197V198H216ZM10 198V199H9ZM190 198V199H189ZM212 198V199H211ZM224 200H223V199ZM13 201H12V200ZM91 202H90V201ZM175 200V201H174ZM189 200V201H188ZM199 200V201H198ZM212 200V202H213V204H212V206H211V203L212 202H210ZM12 201V202H11ZM18 201V202H17ZM225 201V202H224ZM14 202H16V204L14 203ZM67 202V203H66ZM90 202V203H89ZM112 202V203H111ZM114 202V203H113ZM210 203V206L212 207H208V209H207V205L209 206V203ZM10 203V204H9ZM82 203V204H81ZM193 204V206H195L196 207V204L200 207H202V206H204L208 211H206V209L204 208V210H203V208L201 209V207H200V209L201 210H203V211H201V213H202V220H197L196 221V224L194 223V217H196V215L195 214H199L200 215V213L198 212V213H194V215L191 213V215L188 213V215L187 216H184V215H186L187 214V211H189V208H190V205L192 206V204ZM90 204V205H89ZM118 204H120L121 205V207H124V209L123 208H121L120 207V205H118ZM215 205H217V208L215 209L214 208V206ZM18 206V207H17ZM73 206V207H72ZM95 206V207H94ZM189 206V207H188ZM89 207V208H88ZM31 207H29L28 209H30ZM92 210H91V209ZM121 208V209H120ZM198 208V207H197ZM219 208V209H218ZM67 209V208H66ZM65 209V210H66ZM135 209V210H134ZM211 209H212V211H211ZM213 209H214V211H213ZM186 210V211H185ZM195 210V209H194ZM216 210H218V212H216ZM127 211V212H126ZM132 211H134L133 212V214H134V216H135V218H134V216L132 217V215L133 214H131L132 213ZM171 211V213H169ZM235 211V210H234ZM123 212H125V214L123 213ZM165 212V211H164ZM195 212V211H194ZM237 212V214H236V216L234 215L235 213ZM236 212H234L233 214L231 213L230 215L231 216H233L234 215V219L232 220V217H231V220L232 221H234V223L232 224L231 223V227H230V229L233 227V228H235V226L234 225H236V227H237V223H238V221L241 219V218H239L241 215H242V213H241V211H236ZM184 213H186V214H184ZM100 214V215H99ZM125 216H124V215ZM142 214V215H141ZM146 214V213H145ZM241 214V215H240ZM14 215V214H13ZM30 215H31V213H30ZM30 215L28 216V218H30V220H31V217H32V215H33V217H34V215L36 216L37 214H32L31 215V217H30ZM50 215V214H49ZM107 215V216H106ZM165 215V216H164ZM214 215V216H213ZM45 216V217H44ZM114 216V217H113ZM130 216L132 217L131 219H130ZM146 216V215H145ZM162 216V215H161ZM198 216V215H197ZM128 217H129V219H128ZM139 219H138V218ZM142 217V218H141ZM36 218V217H35ZM101 218V219H100ZM137 218V219H136ZM141 218V219H140ZM144 218V219H143ZM152 218H154V219H152ZM161 219V221H160V219ZM210 218V219H209ZM32 219H34V218H32ZM51 219V218H50ZM134 219V220H133ZM146 219H147V221H146ZM151 219L152 220H154L155 222L157 221V220H159V221H157V222H159L158 224H157V222H156V224H155V222H153V221H151ZM206 219H207V221H206ZM236 219V220H235ZM17 222H15V221ZM30 220H28V222L30 221ZM43 220L44 221H46V223L45 222H43ZM133 220V221H132ZM136 220V221H135ZM137 220H138V222L139 221H141V222H143V225H144V223H145V225L147 226L148 225V227H150V226H153L152 228L154 229V225L156 226L155 228V230H152V228H149V229H151L150 231H149V229H145V228H147V227H145V225L143 226L142 225V223L140 222L139 224H138V222H137ZM143 220V221H142ZM166 222H165V221ZM185 221L184 222H186V218L184 219ZM12 221V222H11ZM35 221H36V219H35ZM2 222V223H1ZM15 222V223H14ZM23 222V223H22ZM30 222H32V221H30ZM94 222V223H93ZM137 222V223H136ZM146 222L148 223V224H146ZM153 222V223H152ZM173 222V220L172 221H170V224ZM13 223V225L15 224V227L17 226V227H21L22 226V228L23 227H25V225H26V227L25 228H23V229H21L20 227H19V229H21V231L18 229L17 230V227H16V229H13L12 230V224ZM46 225V227H45V225ZM93 223V224H92ZM175 223V222H174ZM173 223V224H174ZM176 223H177V221H176ZM204 223V224H203ZM206 223V224H205ZM17 224V225H16ZM36 224V223H35ZM54 224V223H53ZM151 224H154V225H151ZM163 224V225H162ZM202 224V225H201ZM33 225H34V221H33ZM59 225V224H58ZM95 225V226H94ZM137 225H139V226H142V227H139V226H137ZM150 225V226H149ZM172 225V224H171ZM201 225V226H200ZM7 226H9V227H7ZM30 226V227H29ZM44 226V227H43ZM48 226H49V228H48ZM99 226V227H98ZM113 226V227H112ZM127 226V227H126ZM133 226H134V228H133ZM136 226V227H135ZM159 226V227H160ZM167 226H169V225H167ZM188 226H187V228H188ZM200 226V227H199ZM29 227V228H28ZM98 229H97V228ZM107 227V228H106ZM138 227H139V229H138ZM162 227H160V228H162ZM186 226H184V228L183 229H186L185 228ZM26 228H28V229H26ZM79 228V229H78ZM142 228V229H141ZM160 228H158V230L156 231V233L157 234H161L160 232H158V231H160L161 229ZM194 228H196V229H194ZM233 228H232V230H233ZM49 229V230H48ZM102 229V230H101ZM166 230H167V227L165 228ZM170 229V228H169ZM15 230V231H14ZM16 230H17V233H18V231H20L21 233L18 235V234H16ZM96 230V231H95ZM98 230H101V231H103V235H108V236H106L108 239L110 238V240H111V243L109 242L110 240H108V243H107V241L105 240H103L104 238H99V237H96L97 236V234H99L98 236H101L102 235V233H100V231H98ZM131 230V231H130ZM140 230V231H139ZM142 230V231H141ZM164 230V229H163ZM165 230V231H166ZM133 231V232H132ZM147 231V232H146ZM162 231V230H161ZM221 231H222V234H224L225 233V235L227 236V230H225L224 232H223V230L221 229ZM44 234H43V233ZM52 232V233H51ZM95 232V233H94ZM99 232V233H98ZM111 232V233H110ZM126 232H132L131 234L130 233H128V234H126L125 235V233ZM185 232V231H184ZM183 232V233H184ZM24 233V232H23ZM45 233H47V234H49V233H51L50 235L52 236L53 235V237L51 238L50 237V239H47V241H45L44 239L45 238H43L42 239V236L43 237H45L44 235H47V234H45ZM71 233V234H70ZM113 233V234H112ZM118 233V234H117ZM168 233H170V231H168ZM182 233V232H181ZM195 235H194V234ZM13 234V235H12ZM16 234V235H15ZM95 236V237H93V235ZM101 234V235H100ZM137 236H135V235ZM138 234L140 235V236H138ZM141 234H143L144 236H141ZM162 234H164V233H162ZM166 234V233H165ZM165 234H164V236H165ZM187 234H185V236H184V234L183 235H177V236H184L183 237V239H185L187 236ZM197 234V235H196ZM18 235V236H17ZM23 235V234H22ZM113 235V236H112ZM150 235H148V238L149 237H151L150 239H148L147 238V236H145V238H147V239H143L142 240V242L141 243H143V244H140V246L142 247V249L144 248V247H146V245L148 244L147 243V241H153V235L152 236H150ZM193 235V236H192ZM224 235V236H225ZM10 236V237H9ZM56 236H57V238H56ZM128 236V237H127ZM161 236H163V235H161ZM161 236H156V234H155V236H154V238L156 239H154V241H156L155 243H154V241L151 243V245H147V247H146V249H144L143 251H140L137 255V258L136 259H130V261H127V262H129V263H125V264H133V262H134V264H158L159 263V258L157 259V255L155 256V254L156 253H154V252H151L150 250L152 249L151 247L153 246V244L154 245H158L159 244V242H158V240H160V239H162V242H163V240L168 236H163L162 238H161ZM172 236V235H171ZM192 236V237H191ZM225 236V237H226ZM41 237V238H40ZM93 237V238H92ZM104 237V236H103ZM105 237V238H106ZM113 237V238H112ZM139 237V238H138ZM187 237V238H188ZM196 237V238H195ZM12 238V239H11ZM15 238V239H14ZM19 238H20V241L18 242L17 241V239L19 240ZM35 238H37L36 240H35ZM96 238V241H94V239ZM136 238V239H135ZM138 238V239H137ZM168 238V237H167ZM166 238V239H167ZM178 238V237H177ZM181 238L182 237H180V239L179 240H177L176 239V241H175V239H174V237L173 238H171V239H173V240H171V241H169V242H171V243H169V248H170V251L172 252L171 253V255H173V254H175V253H177L178 252V248H176V245L177 244H181L180 242H182L181 241ZM42 239V240H41ZM58 239V240H57ZM93 239V240H92ZM97 239H99V242H98V240ZM100 239H102L103 241H100ZM115 240V241H113V240ZM140 239V240H139ZM195 239H197V240H195ZM22 240V241H21ZM48 240L50 241V240H52L51 242H48ZM139 240V241H138ZM170 240V239H169ZM18 242V244H17V242ZM127 241V242H128ZM129 241V242H130ZM138 243H137V242ZM177 241H180V242H178L177 244H175ZM190 241V242H191ZM206 241V242H205ZM82 242V243H81ZM86 242V243H85ZM95 242H97L96 244H95ZM101 242H103L102 243V247L100 246L101 245ZM137 243V244H135V243ZM146 242V244H145V246H144V243ZM222 241H219L218 243H216V248H218L217 246H220L222 243H221ZM98 243H100L99 245H97ZM116 243V244H115ZM131 243V242H130ZM126 243V242H124V244L122 245L123 247L124 246H127L126 244H128V249H129V251H132L133 249V244L131 243ZM17 245H18V249H17ZM22 245H24L23 247H24V251L22 250L23 249V247H22V249L19 247V246H22ZM25 246H27V247H25ZM93 247V251H92V247ZM98 246V247H97ZM100 246V247H99ZM111 246V247H110ZM131 246H132V248H131ZM123 247H121V249L123 248ZM82 248V249H81ZM94 248H96L97 250H95ZM15 249H17L18 251H19V253H17V250H15ZM22 250L21 251V253H20V250ZM48 249V250H47ZM87 249V250H86ZM44 250H45V252H44ZM116 250V251H115ZM96 251L98 252V254L96 253ZM93 254H92V253ZM115 252H116V254H115ZM174 252V253H173ZM189 252H192V250H190V251H188L187 253L189 254ZM4 253V254H3ZM81 253V254H80ZM103 253H106L105 255H103ZM182 253V252H181ZM2 254V255H1ZM21 256H20V255ZM34 254L36 255V256H34ZM65 254V255H64ZM83 254H85V255H83ZM88 254H89V257H88ZM92 254V255H91ZM145 254V255H144ZM184 254V253H183ZM182 254V255H183ZM186 254V253H185ZM39 255V256H38ZM95 255H97V256H95ZM147 255H148V257H147ZM11 256V257H10ZM67 256V257H66ZM185 256V257H184ZM18 259H17V258ZM20 257V258H19ZM36 257V258H35ZM63 257V258H62ZM75 257H76V259H75ZM79 259H78V258ZM84 257V258H83ZM118 257H121V256H117V258ZM186 257L188 258V260L190 259V255H183V260L184 259H186ZM88 258V259H87ZM91 258H92V260H91ZM122 259H123V257H121ZM120 258V259H121ZM127 258V257H126ZM83 259H85V260H83ZM125 259V258H124ZM31 260V261H30ZM80 260H81V262H80ZM101 260V259H100ZM112 260L114 261V262H112ZM128 260H129V258H128ZM131 260H132V262H131ZM133 260H135V261H133ZM42 261V262H41ZM74 261V262H73ZM78 261V262H77ZM87 261H88V263H87ZM28 262V263H27ZM86 262V263H85ZM92 262V263H91ZM186 261L184 260L183 261V264H186L185 263ZM188 264H189V262H188Z\"/></svg>","mask_w":264,"mask_h":264}]
</instances>
